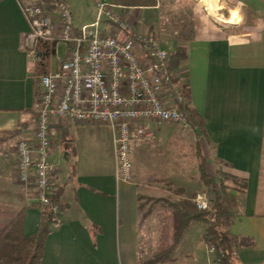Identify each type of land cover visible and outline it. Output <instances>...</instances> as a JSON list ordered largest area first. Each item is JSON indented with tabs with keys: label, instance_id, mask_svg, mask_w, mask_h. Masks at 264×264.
<instances>
[{
	"label": "crops",
	"instance_id": "1",
	"mask_svg": "<svg viewBox=\"0 0 264 264\" xmlns=\"http://www.w3.org/2000/svg\"><path fill=\"white\" fill-rule=\"evenodd\" d=\"M43 1L47 4L52 2ZM63 1L72 12L70 0ZM89 1L98 7V15L81 22L80 27L73 19L75 33L98 21L101 2L114 7V12L136 33L147 30L154 33L155 30L152 27L144 28L135 12H155V21L160 19V0H149L147 3H129L128 0ZM229 1L244 13L242 29L236 33L222 28L204 16L198 7H194L192 31L188 30L183 37L177 38L178 47L188 51V59L175 73L177 81L187 77L192 106L201 118L203 128L198 139L196 134L201 129L195 133L185 132L194 136L197 158L202 156V151L207 161V172L218 181V172L233 174L246 181L243 190L227 191L229 199L224 197V205L234 213L228 231L254 244L237 249L236 254L247 264L250 258L251 261L256 260L255 256L264 261V0ZM101 22L109 26L103 32L116 31L106 15ZM29 31L30 25L20 2L0 0V203L28 207L23 227L26 236L37 232L41 210L31 207V200L36 193L34 178L23 184L16 177V148L22 138L33 137L35 106L43 92L41 76L31 73L36 58L24 46ZM116 33L121 40L133 41L123 33ZM67 53L68 47L65 45L63 57L59 56V52L55 54L50 73L59 69L60 59L65 58ZM86 125L94 124L77 120H56L52 124L50 161L57 166V172L52 176L51 188L58 197L62 223L48 235L41 264H139L142 252L139 245L144 242L148 243V254L153 255L147 262L153 260L160 252L155 253L154 244L171 243V234L167 232L171 224L169 220L154 219L158 212L154 203L165 197L140 195V183L135 179V148H141L143 141L150 139L152 134L148 139L132 142L133 170L129 178L124 177L119 181L114 145L113 170L87 165L82 161L78 153L83 147L76 144V138L84 136L85 131L81 127ZM161 126L170 130L175 128L180 133L172 125ZM11 131L17 133H4ZM62 164L64 170L61 169ZM199 178L200 181H193V185L184 181L170 186L174 189V199L170 203L187 200L194 204L196 194L207 192L201 172ZM169 183H164L165 187L170 188ZM165 187L163 192H168L169 189ZM140 199L147 200L145 209L140 205ZM168 207L167 211H173L170 204ZM141 211H146L143 213L145 215ZM139 214L143 217L148 214L147 220H153V227L159 223L158 234L144 235ZM143 226H148V223ZM188 233L181 238L173 255L187 244L185 238ZM199 240L204 242V236ZM191 250L185 257L190 264H194V252Z\"/></svg>",
	"mask_w": 264,
	"mask_h": 264
},
{
	"label": "built area",
	"instance_id": "2",
	"mask_svg": "<svg viewBox=\"0 0 264 264\" xmlns=\"http://www.w3.org/2000/svg\"><path fill=\"white\" fill-rule=\"evenodd\" d=\"M28 19L30 31L25 45L37 58L40 39H55L68 47L57 71L41 76L43 92L35 106L33 137L17 144L16 177L27 184L35 180L33 201L54 214L60 226L61 211L52 196L51 179L57 166L50 161L53 146L52 124L56 120H77L88 124H106L111 128L116 159L117 180L130 176L134 140L151 137L143 123L172 125L184 132H197L185 106L186 88L179 84L170 68L171 53L162 46L159 36L150 31L136 33L114 7L99 3L100 18L92 25L74 32L72 12L65 1L18 0ZM121 8V7H120ZM116 27L101 31L102 17ZM123 33L133 41L119 39ZM58 54V45L56 49ZM33 173V174H32ZM199 211L212 209L208 192L195 195ZM214 253V247H210ZM221 258L216 257L218 264Z\"/></svg>",
	"mask_w": 264,
	"mask_h": 264
},
{
	"label": "rangeland",
	"instance_id": "3",
	"mask_svg": "<svg viewBox=\"0 0 264 264\" xmlns=\"http://www.w3.org/2000/svg\"><path fill=\"white\" fill-rule=\"evenodd\" d=\"M149 0H128L129 3H147ZM213 7L216 9V15H211L207 9L202 5L200 0H160V19L155 21L153 16L155 12L139 11L135 12L140 20V24L144 28L152 27L155 31L154 33L161 37L163 48L169 53L175 52L178 49L177 38L179 36H184L188 30L192 31V15L194 7H198L201 13L204 16H207L214 24L229 29L232 32H238L241 30V24L244 22V13L242 9L234 6L229 0H207ZM69 5L72 8L73 19L75 24L80 27L81 22H86L92 18H96L98 15V7L94 2L89 0H70ZM105 20V19H104ZM103 20V21H104ZM162 26V27H161ZM109 26L105 22H101L100 29L101 31L105 30ZM175 30V31H173ZM64 47L65 43L60 41L58 44L59 56H64ZM188 53V51H187ZM190 56V54H189ZM188 59V58H187ZM185 62V61H184ZM183 62V63H184ZM182 63V64H183ZM187 77L178 81L179 84L184 85L188 89ZM189 90V89H188ZM190 97L191 93L189 92ZM192 100V97H191ZM192 105V101H191ZM196 111V110H195ZM197 112V111H196ZM199 115V114H198ZM193 123V121H191ZM147 124V125H146ZM145 129L149 128L151 130L152 137L146 141L145 147L143 143L141 148H135V166L134 170L137 171L136 181L140 183L138 191L140 195L146 196H155V197H165L164 199L172 202L174 199L173 191L174 187L177 184L182 182H189V184L194 183L193 181H200V171L198 163L205 159V155L202 153V156L197 158L196 146L194 143V136L190 133H183L180 131L177 132L175 128L170 130L166 126H157L149 122L145 123ZM85 132L83 137L76 138V144L82 146L81 152L78 153L83 162L90 164L91 166H98L106 170L114 169L115 159L113 151V136L110 126L106 124H94L86 125L81 127ZM177 132V133H176ZM167 134L171 135L170 137L166 136ZM190 134V135H189ZM198 137L202 135L201 132L196 134ZM206 137V134H205ZM145 140V139H144ZM196 153V154H195ZM64 160V159H63ZM134 162V161H133ZM65 163V162H63ZM66 164V163H65ZM64 164L60 165L61 169H65ZM75 165V164H74ZM60 170V167H58ZM133 170V167H132ZM217 177L221 180L220 172H218ZM170 182L167 188L164 183ZM172 183V184H171ZM193 185V184H192ZM229 190H242L239 186H234L231 182L227 183ZM167 188L168 192H163V188ZM227 191L225 193H227ZM227 197V196H226ZM228 198V197H227ZM33 199V198H32ZM229 199V198H228ZM35 203L33 200H31ZM145 201V202H144ZM140 205L144 207L147 206V200L139 201ZM154 206L156 211L155 221H166L169 214L165 213L163 209L168 210L169 203L159 199L155 201ZM143 209V210H144ZM146 213V211H144ZM141 211L142 215L144 213ZM139 214L140 218V227L143 230L144 235H150L151 233L158 234L159 226H152L151 219L147 220V215L142 216ZM145 221V222H144ZM147 221V222H146ZM143 222V223H142ZM148 226H143V224ZM162 229L160 228V231ZM207 231V227L203 223L193 224L191 231L185 238L187 244L181 246V251L175 252L173 257L175 260L154 263V264H190L189 259H186L185 254H189L191 248H193V255L195 258L194 264H217L216 256H212L211 252H208L210 246L205 242H200V238L204 236ZM149 233V234H147ZM166 244L156 243L154 244L155 253L162 250V246ZM140 253L139 264H145L147 259L152 258L153 255L148 254L147 248L148 243H140L139 245ZM150 248V246H149ZM178 251V250H177ZM124 252V251H123ZM236 264H245L243 258L238 256ZM256 260L251 261L247 260V264H264L263 260H260L259 256H255ZM242 261H241V260Z\"/></svg>",
	"mask_w": 264,
	"mask_h": 264
},
{
	"label": "trees",
	"instance_id": "4",
	"mask_svg": "<svg viewBox=\"0 0 264 264\" xmlns=\"http://www.w3.org/2000/svg\"><path fill=\"white\" fill-rule=\"evenodd\" d=\"M53 1V0H46ZM175 31V30H173ZM187 33V32H186ZM185 33V34H186ZM181 37V36H179ZM183 37V36H182ZM58 41L55 39H40L37 45V58L31 68V73L35 76L49 74L52 70V58L56 54ZM72 44L68 45L71 49ZM188 58L187 50L178 47L175 52L171 53L170 68L176 71L182 63ZM186 101L184 110L189 112L193 124L198 125L199 130L202 127L201 118L191 105V97L186 88ZM5 134L15 135L17 131L4 132ZM207 161L201 160L200 172L201 179L205 189L212 198V209L208 211H199L195 204L190 201H181L179 203H170L168 200L163 201L170 204L173 211H164L169 216L171 227L167 232L171 234V243L162 246V250L154 257L153 260L145 264L162 263L174 261L173 251L178 246L194 223H203L207 226V232L204 235V242L208 246L214 247L213 255L221 258L218 264H236V252L240 247H250L249 239L238 238L233 236L228 227L234 218V213L229 211L224 205L226 199L227 183L231 182L234 186H239L242 190L246 187V181L240 180L237 176L225 172H220L221 180L210 175L206 168ZM53 200L58 202L57 195L52 196ZM31 207L41 210L40 225L36 233L26 236L23 231L26 207H14L0 203V264H41L46 239L48 235L56 231L52 221L53 212L48 207L41 208L37 203H32ZM60 224L62 215H60Z\"/></svg>",
	"mask_w": 264,
	"mask_h": 264
},
{
	"label": "bare ground",
	"instance_id": "5",
	"mask_svg": "<svg viewBox=\"0 0 264 264\" xmlns=\"http://www.w3.org/2000/svg\"><path fill=\"white\" fill-rule=\"evenodd\" d=\"M202 5L209 11L211 15H216V9L207 0H200Z\"/></svg>",
	"mask_w": 264,
	"mask_h": 264
}]
</instances>
